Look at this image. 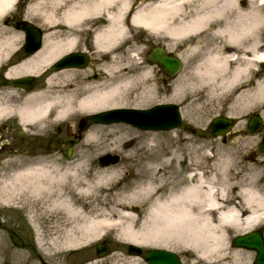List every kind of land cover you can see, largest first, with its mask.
Here are the masks:
<instances>
[{
  "label": "bare ground",
  "instance_id": "1",
  "mask_svg": "<svg viewBox=\"0 0 264 264\" xmlns=\"http://www.w3.org/2000/svg\"><path fill=\"white\" fill-rule=\"evenodd\" d=\"M15 2L0 0V22ZM29 10V19L45 30V43L12 75L26 66L38 72L42 62L55 60L76 25L92 23L99 55L77 72L51 73L46 88L26 98L18 91L7 94L21 101L15 113L28 131L34 133L45 120L55 125L128 102L152 101L149 63L142 60L137 75L131 71L147 50L141 35L160 39L167 53L188 64L172 99L188 101L194 124L213 113H227L237 122L228 133L234 137L231 146L213 155L207 142L199 156L185 155L196 144L190 139L177 145L170 133L148 132L135 146L127 133L95 126L72 160L35 166L42 159L35 155L24 167L2 161L0 169L17 167L0 180V202L27 211L39 246L54 255L84 249L115 231L128 245L187 254L188 264H256L257 249L233 241L264 229V158L245 162L239 156L250 143L243 122L258 110L264 123V0H248L245 6L240 0H34ZM8 21L0 23V58L6 61L23 41V33ZM8 108L0 106V114ZM257 134L262 138L264 128ZM8 142L10 155H17L11 153L17 143ZM4 241L0 234L2 252Z\"/></svg>",
  "mask_w": 264,
  "mask_h": 264
},
{
  "label": "rangeland",
  "instance_id": "2",
  "mask_svg": "<svg viewBox=\"0 0 264 264\" xmlns=\"http://www.w3.org/2000/svg\"><path fill=\"white\" fill-rule=\"evenodd\" d=\"M34 0H28L26 3V6L23 7L18 13H15L12 15V18H10L9 15L4 17V20L6 22H0L1 24H7V21L11 24L17 25L18 22L21 19L24 18H30L31 12L30 8ZM244 2V3H243ZM241 5H247L248 0H240ZM38 19V18H37ZM30 20V19H29ZM133 33H128L130 36L133 35ZM146 37H148L146 35ZM145 39L147 42L146 47L149 48L154 45H159L162 41L160 39L148 37V39ZM160 42V43H159ZM162 44V43H161ZM177 54V53H176ZM178 55V54H177ZM119 61H124V58L118 59ZM137 61L139 62V57L137 58ZM93 62H90L88 66H90ZM141 62H139L137 65H134L131 67L132 74L137 75L138 71L140 69ZM87 66V67H88ZM157 66H150V76H151V84L154 85L153 90V100L149 102H144L142 105L139 102H128L126 106L124 107H138V108H147L149 106H152L154 104H157L159 102H174L177 103L181 108V113L183 116V121L186 123L194 124L196 122L195 114L189 110V107H186V104L188 101H184L182 99L174 100L172 99L175 94L178 93V86L182 83L183 77L179 76L181 73H184L187 69H189L188 64L184 61V66L179 74L173 77H168L165 73H163L161 70H157ZM61 89L56 88V90ZM1 102V99H0ZM4 102V100H3ZM1 105V104H0ZM8 110H11L8 108ZM259 114L262 116L261 111L254 110L250 116L253 114ZM90 115V114H89ZM92 115V114H91ZM229 116L227 113L220 114V113H213L211 115H208L205 119V121L194 125L198 130H203V134L199 133L197 130L196 134H189L186 131H184L183 127L169 130V131H155V130H142L139 129L131 124L126 123H112V124H102V123H95L91 120H88V123L86 127L82 130V132H78V137H71L68 134V126L71 127L70 131L78 130V120L82 116H88L87 114H81L77 118H75L73 121L69 122H63L59 124H53L50 120H45L41 123L40 128H34L35 132L28 131L26 127L18 122L13 123L14 130L16 132V135L18 138L20 137V141H17V147L18 149H12L11 153H16L17 155H10L9 149L7 147L11 146V143L8 142L6 138L2 139L0 137V167H2V164L4 160H11L12 165H18L21 167H24L27 165L31 159L36 157H42L40 160H35L34 165H49L54 160L62 159V161H65L67 159H74L81 153V147L80 143L82 142V139L85 135V133L89 130L91 127H110L117 129L119 133H127V135L130 138H134L133 145L140 144L143 140L146 139L145 135L148 132L153 133H160L162 135H167V133H170L171 140L173 143L175 142L177 145H185L186 146V140H191L194 143V147L192 149L185 150V155H188L191 153L194 156H199L202 152L199 150V148L205 143H211V149H207V152H209L211 155L217 154L224 149L230 147L229 146V139L232 140L234 137L228 136H221V137H215L211 130V120L218 116ZM249 116V117H250ZM231 118V117H230ZM250 119V118H249ZM244 124V132L245 137L248 140H250V143L246 144L245 147L242 149L240 153V159L245 162H255L257 159L263 157L264 158V152H259L257 149V145L261 140V137H257V132L259 130H262L264 128V123L260 126V128L254 132L250 133L248 130L247 122ZM194 121V122H193ZM8 122L6 117L4 116L2 119H0V131H1V124ZM73 123H75L73 125ZM235 121V125H236ZM120 125V126H116ZM234 125V127H235ZM76 126V129H73V127ZM20 127L24 128V133L22 135H19L17 133V129ZM57 127H60L62 129L61 139L65 140V143L62 144L59 148H53L52 150L47 149V140L44 144V149L39 150L42 145L41 141L42 139H45L47 135L52 130H55ZM234 127L231 131L234 130ZM132 128L133 131L129 133V129ZM38 130V131H37ZM171 131H173L171 133ZM262 132V131H260ZM3 134L7 136V133L3 131ZM1 135V133H0ZM141 135V136H139ZM37 136V137H36ZM208 138L205 141H202L201 139ZM161 139V138H159ZM162 139H166L164 136ZM71 147L73 152L71 157L69 158L67 156V150ZM198 147V148H197ZM42 151V152H39ZM141 151H138L140 153ZM118 153V152H114ZM106 154V153H105ZM10 158H9V156ZM119 157H121L120 153H118ZM101 156V155H100ZM32 162V161H31ZM98 162H100V158L98 159ZM17 166H13L10 169L7 168L6 170L0 169V180H3V175L5 178L13 173V169H15ZM34 167V166H33ZM132 172L135 171L133 168L131 170ZM6 204H12V201L10 202H0V234H2L5 237V246L7 248L6 252H2L3 250H0V264H149L146 261V253L149 247H142L144 252L141 256H131L128 254L127 246L128 243L120 241L119 237L116 235L117 232H112L109 234L104 235L100 239L93 242L90 246L84 248V249H75L70 251H64L61 253H56L54 255H49L47 252H45L36 242V234L34 227L28 224V217H27V211L18 210V209H12L10 208L12 205H6ZM261 233L264 236V229H260ZM104 240L106 244L110 248V253L105 256L104 258H98L96 254V244L100 241ZM5 248V247H4ZM180 258L183 261V264L189 263V255L181 253L178 251L177 253Z\"/></svg>",
  "mask_w": 264,
  "mask_h": 264
},
{
  "label": "water",
  "instance_id": "3",
  "mask_svg": "<svg viewBox=\"0 0 264 264\" xmlns=\"http://www.w3.org/2000/svg\"><path fill=\"white\" fill-rule=\"evenodd\" d=\"M37 36V37H36ZM27 51L32 53L40 48V35L36 29L31 25L28 27ZM151 59L160 64L163 69L170 75L177 73L182 62L177 57L168 55L163 48H155L151 54ZM87 61L83 59L82 66H85ZM57 67H62L63 61H59ZM26 78L18 79L17 83L26 81ZM3 83V79H0ZM31 87V86H29ZM87 118L81 119L80 128L86 124ZM93 121L97 122H115L126 121L133 123L145 129H170L182 124L179 109L174 104H158L149 109H114L97 114L93 117ZM262 124V120L258 115H255L249 122V129L255 131ZM233 125L231 119L224 117H217L213 120V132L215 135L226 133ZM185 129L190 132H195L196 129L189 125H185ZM53 145L49 143L48 148L51 149ZM259 149L264 151V140L259 144ZM68 156H71V150L68 151ZM234 244L248 248H255L258 250L256 264L264 263V237L260 232H252L247 235L239 236L234 240ZM110 248L103 242L97 244V256L104 257L109 254ZM128 253L131 255H141L142 248L135 244H129ZM147 260L151 264H182L180 258L175 252L165 249H151L148 252Z\"/></svg>",
  "mask_w": 264,
  "mask_h": 264
},
{
  "label": "flooded vegetation",
  "instance_id": "4",
  "mask_svg": "<svg viewBox=\"0 0 264 264\" xmlns=\"http://www.w3.org/2000/svg\"><path fill=\"white\" fill-rule=\"evenodd\" d=\"M28 0H23L22 3V7L26 6ZM19 10V9H18ZM104 19V18H103ZM33 21V20H32ZM34 22V21H33ZM125 22L128 24L129 23V19L127 18L125 20ZM35 23V22H34ZM36 27L39 29L40 32V44H41V49L44 45V35H45V30L35 24ZM16 26L17 30H20L23 36V41L20 45H18V47L11 52V55L9 56L10 58L6 61L5 59L2 60V58H0V75L5 79V83L4 85L0 86V95H2L0 97L1 102H0V106H9V108L11 110H15L20 104L21 101L15 100L13 99L12 101L9 100L10 98L6 97L7 94H10L11 90L13 91H18L19 93H17L18 96H21L23 98H26L27 95H29L30 93H33L35 91H40V90H44L46 88L47 85V80L48 77L51 73L55 72H62L68 69H72L74 71H79L82 70V55L87 57L88 59V63L93 62L94 59L99 55V54H95L94 51V46H93V32H92V23H86L82 25H76V31L75 32H71L69 33V35H65L63 38V41L61 43V53L59 54L60 58H63L65 60L70 59V58H75V62L71 65H64L62 68H57L55 66V62L57 61V57L55 60H53L52 62L47 63L46 61L42 62L41 67L38 69V72H35V68L34 67H30V66H26L27 68V72L22 71L21 74H15L12 75L14 73V68L16 66H19V64L22 63V65L24 63L27 62V60L29 59V57L36 55L40 50H38L37 52L29 55L26 52V41L25 38L27 36V25L25 24L24 20H20L18 22ZM82 27H85V29L82 31ZM139 38L143 39L144 36L141 35L139 36ZM15 55V56H14ZM8 56L6 58H8ZM14 56V57H13ZM108 53L103 54V58H108ZM13 57V58H12ZM140 60H145L146 62L150 63V58H149V50H146L145 52H143L142 54L139 55ZM12 71V72H11ZM25 74H30L32 76L31 81H27L26 83H22V85H18L16 83V79L18 77L24 76ZM32 84V88L30 90L27 89V86L29 84ZM77 83V78H74V84L76 85ZM4 100V102H3ZM5 112H2V114ZM9 118V123L3 124L2 128H1V135L0 137L2 139L6 138L8 141L14 140L15 143H17V141H20V137L18 138V136L16 135V132L14 130L13 127V123H15V119L12 118L10 115L7 117ZM3 131H5L7 133V136L5 134H3ZM17 133L20 134V128L17 129ZM61 134H62V129L60 127H57L55 130H52L49 135H47L45 137V139H42V148L44 146V143L49 140H53L54 146L55 148H59L62 144L65 143L64 139H61ZM78 132L76 130H74L73 132H71L70 139L71 137H75L77 136Z\"/></svg>",
  "mask_w": 264,
  "mask_h": 264
}]
</instances>
